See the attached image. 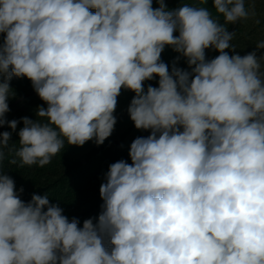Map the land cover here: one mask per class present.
Masks as SVG:
<instances>
[{
	"label": "clouds",
	"instance_id": "clouds-1",
	"mask_svg": "<svg viewBox=\"0 0 264 264\" xmlns=\"http://www.w3.org/2000/svg\"><path fill=\"white\" fill-rule=\"evenodd\" d=\"M156 3L0 0V127L12 130L0 133V264H264V40L236 52L226 25L249 19L246 0H213L224 24ZM166 47L179 54L171 69ZM25 77L43 121L7 120L11 81ZM122 90L150 135L109 166L98 216L81 226L48 194L21 199L5 150L43 168L65 142L103 145Z\"/></svg>",
	"mask_w": 264,
	"mask_h": 264
},
{
	"label": "trees",
	"instance_id": "trees-1",
	"mask_svg": "<svg viewBox=\"0 0 264 264\" xmlns=\"http://www.w3.org/2000/svg\"><path fill=\"white\" fill-rule=\"evenodd\" d=\"M194 1L193 6L208 8L212 12L213 18L218 19L221 24L225 23L223 15L215 11L213 0H207V3ZM178 55L171 47H166L162 53V59L170 65L171 69V64ZM184 63L185 60L182 58L178 66L184 67ZM158 80L159 77L154 81H148L145 86L148 83L158 84ZM11 87L15 96L11 97L10 101L17 103L15 110H11L7 114V120H20L27 116L33 120L43 121V118L36 116V109L44 102L34 91L31 81L26 77L13 78ZM129 92L122 90V94L118 97V106L114 113L117 124L112 135L105 140L103 145L98 146L94 141H88L81 147L68 145L65 142V148L52 159L50 164L43 168L21 166L20 159L15 156L14 152L8 153L6 149L3 171L14 179L17 191L20 187L24 188L21 199L28 202L34 193L48 194L51 203H59L64 209V214L70 219L78 217L81 220V226L85 219L98 216L100 205L103 203L99 190L109 166L120 160L131 163L129 149L133 140L138 136L150 135V131H135L134 122L130 119L127 111L129 104L126 103L128 100H132V97L128 99ZM44 106L47 107L46 104ZM23 126L21 121L17 132L12 135V142L17 141L19 147L18 131ZM4 131L11 132L12 130L5 125L0 127V133ZM141 132H143L142 135ZM13 160L16 163H12Z\"/></svg>",
	"mask_w": 264,
	"mask_h": 264
},
{
	"label": "rangeland",
	"instance_id": "rangeland-1",
	"mask_svg": "<svg viewBox=\"0 0 264 264\" xmlns=\"http://www.w3.org/2000/svg\"><path fill=\"white\" fill-rule=\"evenodd\" d=\"M194 2H195L194 0H166L167 6L170 10L182 6L184 3H190L193 5ZM153 7L154 8L159 7L158 3H156V0H153ZM246 7L249 8L250 11V16L248 20L239 21L236 24L226 25V27L230 32H236V35L233 38L232 43L236 46V52H238L242 56L255 50L256 44L259 41L264 40V0H250V2L249 0H246ZM252 7L255 8V15L251 14ZM257 21H259V23H257ZM0 42H2V34H0ZM206 52L208 59H212L215 56L219 55V53L214 50H206ZM262 52H264V50H262ZM231 54L233 53L230 52V55ZM186 66L187 64L185 62L184 67L182 68H185ZM153 86L158 87V84H153ZM128 95H129L128 99L130 97L133 98L135 93L130 91ZM10 100L11 98L8 101L10 109L14 111L17 102L16 103L13 101L11 102ZM130 102L131 100H128L126 104H130ZM126 104L124 105L127 106ZM135 131L140 132L141 130H137L135 128ZM142 134L143 132H141V135ZM12 139L10 141L9 146L11 147L13 144H15V147L19 148L17 141L12 142L13 141Z\"/></svg>",
	"mask_w": 264,
	"mask_h": 264
}]
</instances>
